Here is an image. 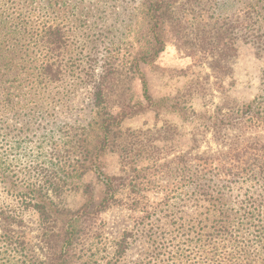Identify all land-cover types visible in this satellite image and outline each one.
I'll use <instances>...</instances> for the list:
<instances>
[{
	"label": "rangeland",
	"instance_id": "1",
	"mask_svg": "<svg viewBox=\"0 0 264 264\" xmlns=\"http://www.w3.org/2000/svg\"><path fill=\"white\" fill-rule=\"evenodd\" d=\"M163 2L165 46L143 66L151 98L146 103L133 70L151 32L142 13L146 0H0V72L10 74L0 80V165L6 176L0 178V211H19L20 193L27 201L57 170L51 180L65 176L68 182L57 207L72 211L85 203L95 211L71 264H184L179 255L214 242L226 215L230 240L245 245L254 264H264V246L256 255L242 221L244 207L264 216V117L249 120L248 114L234 124L249 103L264 116V0ZM44 25H59L64 33L55 54L38 41ZM48 59L58 67L49 79L39 73ZM106 71L108 92L118 100L111 110L125 102L121 128L135 141L141 168L125 175L145 181L135 209L99 205L106 178L120 174L113 148L105 146L103 154L98 149L102 135L92 98ZM233 145L247 150L240 168L248 175L225 183L214 171L199 172L196 157L229 168L220 159ZM80 146L90 149L96 163L86 161ZM80 163L92 169L85 173ZM191 174L198 178L193 185ZM77 177L78 187L70 184ZM114 185L118 196L126 195L118 181ZM20 215L12 229L25 251L44 259L37 214L28 206ZM123 235L127 244L117 260L115 243ZM6 247L0 243V264H15L19 257ZM244 257L238 264H249Z\"/></svg>",
	"mask_w": 264,
	"mask_h": 264
},
{
	"label": "trees",
	"instance_id": "2",
	"mask_svg": "<svg viewBox=\"0 0 264 264\" xmlns=\"http://www.w3.org/2000/svg\"><path fill=\"white\" fill-rule=\"evenodd\" d=\"M161 3H164L163 0H146V7L142 13L151 32L144 36V40L142 39L143 44L141 50L137 54V58L135 57L136 61L133 65V70L136 73L135 77L141 84L142 98L146 103H151V98L149 96L148 80L144 73L143 66L147 67L153 63L165 46V42L161 35V32L164 29L165 8L161 7ZM63 34L62 28L59 25H44L38 31V41L41 42V45L46 51L55 54L62 46L63 42L61 39L63 38ZM54 63H56L55 60L51 61L48 59L43 66L40 67L39 73L41 77L49 79L56 76V73L53 72H56L58 67L55 66ZM110 69L112 68H107V71ZM107 71L106 74L101 77V80L95 84L92 98L95 118L98 120L102 135L99 140L101 148L98 149L101 150V153L103 154L104 152L102 151H104L105 146L110 147V149L113 148L112 151H115V154L119 159L120 174L106 178L105 194L99 205L100 207L105 208L108 204H121L128 206L130 209H135L141 202L142 194H140L139 190L141 185L145 184V181L141 180L142 177L138 174H132L133 176L125 175V173H128V168L134 167L133 170L135 172L139 171L141 168L135 164L136 161L134 158L133 147L135 141L132 140L133 138H130L131 135H129L128 131L121 128V122L126 114L125 110H122L125 102L122 103L118 112L114 113L111 110L115 107L113 104L118 102V100L113 101L108 92L107 80H105L109 76V72ZM4 76L8 77L10 74L5 73V71L0 72V80ZM136 105L140 109L143 108L140 102H137ZM245 109L246 112L244 111V115L235 119L236 123L234 124H242L241 121L244 120L243 117H247L248 114L251 115L248 118L249 120L253 119L252 115H254L256 119L264 117L261 116V112L255 110V107L253 108V105H250V103ZM216 134L220 133L217 131ZM81 147L85 151L86 161H94V163H96L98 158L92 156L90 149L85 146H80V148ZM94 148H96V146H94ZM243 149L244 148H240L238 145H233L229 147L226 152L221 154L220 162L222 164H226V162L229 161V168L227 169L219 167L218 164L213 165L209 158L196 157L193 159L197 160L196 164H199V172H204L203 176L214 171L215 173H212H214L216 177L223 182L228 183L231 179L248 175L245 169L240 168L242 157H245V154L247 155V150L244 151ZM65 161L63 164H65ZM63 164L62 167L65 166ZM78 166L79 165H76L75 167ZM80 166L85 167L82 168L85 169V173L86 169H92L91 163L85 165H81L80 163ZM95 167L99 169L98 164L95 165ZM57 168L58 165H56L54 169ZM3 169L5 168L0 165V178L6 181L5 170ZM71 170H76V168H72ZM57 174V170H52L49 173V176H47V180H44L42 184H38L34 187V193L30 199L27 198V201L26 198L25 200L22 199L23 193H20L21 209L24 210L29 206L38 216L40 233L37 236V240L45 245L48 253V256H45L44 259L38 261L33 254L28 253L27 250L25 251V248L22 247V242L19 241V235L12 229L14 223L22 220L20 215L22 210L18 208L19 211L14 212V214H11L6 210L0 211V243L6 245V249L12 248V250H10L11 254L9 255L19 257L17 258L18 260L15 261V264H71L70 254L76 249V246L84 237L85 229H88L94 221L95 211L89 210V206L85 203L77 210L72 211L66 210L67 208L64 206L57 207L62 198L61 190L68 183L66 182L67 180L65 176H57L56 180L52 181L51 179ZM77 178L78 182H71L70 184H76L78 187L81 182H79L80 177ZM196 180H198V178L191 174L189 175L188 184L193 185ZM114 181H118V186L126 191V195L118 196L116 194L117 190ZM221 213L223 214V212ZM260 215L261 212L259 209L243 208L242 221L247 222L248 224L249 231L247 234L252 236V240H250L251 247L256 255L260 253L259 246H264V216L261 218L262 215ZM226 216H228V218L222 222L220 226L223 229V233L220 236L217 235V238L213 240L214 242L203 244L188 255H179V259L183 261L184 264H238L242 255L245 256L243 260L246 259L248 261L247 263L254 264V257H248L245 245L238 246L236 241L230 240L232 237L231 230L228 227L230 215ZM247 234L245 235L247 236ZM126 237L127 236L123 235L122 238L115 243L116 248L114 256H116L117 260L124 255L126 248L124 244H127ZM13 245H17V247ZM13 251L17 254H14Z\"/></svg>",
	"mask_w": 264,
	"mask_h": 264
}]
</instances>
